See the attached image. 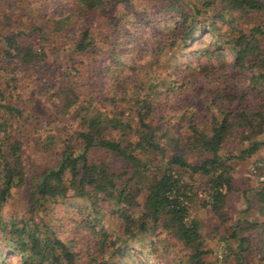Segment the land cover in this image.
I'll use <instances>...</instances> for the list:
<instances>
[{"label":"trees","instance_id":"1","mask_svg":"<svg viewBox=\"0 0 264 264\" xmlns=\"http://www.w3.org/2000/svg\"><path fill=\"white\" fill-rule=\"evenodd\" d=\"M7 1L9 8L15 3ZM66 2L64 14H51L45 0L41 23L33 20L27 27L10 29L0 49V63L10 65V81L22 72L51 76L64 60L55 107L63 117L81 120L60 146L55 138H47L39 151L50 159L29 166L28 144L14 133L15 125L29 116L12 98L16 88L10 91V101L0 89V264H14L7 253L19 255L21 264H128L122 258L141 252L128 243L147 238L153 251L167 239L181 244L185 253L178 264H217L208 259L212 250L193 207L203 194L201 206L213 212L218 227L227 223L228 197L240 191L231 160L264 146L258 138L264 133V0H204L202 8L192 0H147L146 8H131L134 0ZM120 7L124 10L117 14ZM159 15L169 18L164 33L149 36L146 45L135 44L137 52L128 59H136L131 70L142 69L143 75L126 81L121 92L116 88L108 104L98 102V90L87 87L98 84L88 82L73 65L82 77L72 78L69 62L76 55L92 59L90 78L101 71L98 55L103 64L111 60L108 71L124 68L127 59L120 51L127 40L136 41V27ZM206 33L212 34L208 42ZM70 42V52L62 55ZM179 45L190 49L186 62L178 58ZM226 49L233 54L231 62ZM148 53L152 57L145 56ZM239 74L250 75V86L237 83ZM196 76L217 81L191 88L197 96L204 95L200 109L185 111L186 130L172 133L155 116L156 108L164 94L189 90V84L198 82L192 80ZM201 111L205 115L200 121ZM245 142L248 146L242 147ZM14 188L25 192L26 208L5 218L2 209ZM248 190H242L246 210L255 209L256 215L230 227L236 248L229 246L226 257H234L236 264L264 260V180L250 191L252 198ZM67 200H73L68 205L77 209L78 223L90 231L93 251L82 254L75 249L73 239L62 238L49 217L52 205ZM103 203L108 204L107 213ZM106 215L116 230L102 224Z\"/></svg>","mask_w":264,"mask_h":264},{"label":"rangeland","instance_id":"2","mask_svg":"<svg viewBox=\"0 0 264 264\" xmlns=\"http://www.w3.org/2000/svg\"><path fill=\"white\" fill-rule=\"evenodd\" d=\"M48 10L51 14H61L67 9L66 0H48ZM198 3L199 7L202 8V2L204 0H192ZM7 0H0V49L6 46L5 35L10 34V29H18L27 27L30 25V21H35L41 23L42 17L41 14L44 12L40 9L45 4V0H15L14 5L9 8ZM148 6L147 0H134V5L131 8H146ZM130 8V7H129ZM8 11V18L5 19L4 12ZM124 10L123 7L118 9V13H121ZM11 15V16H10ZM11 18V26H10ZM168 16L159 15L157 19L147 20L146 23L140 24L137 28V40L130 41L127 40L126 45L120 51L122 58L127 59V65L124 68L107 70V63L110 64L111 60L108 59L106 64L100 61L101 55L96 56L99 58L98 64L101 69L100 73L97 76L90 78L91 71H89V62H92V59L86 58L82 55H76L75 61L69 62V66L73 65L77 68L82 75H85L88 78V82L97 83L99 87H94L95 85L89 84L88 89L98 91L95 93L99 103L108 104L110 102L111 95L114 93L116 88L118 92H121V89L126 87L125 82L130 84V82L135 81L143 75V70L136 68L131 70L133 66H136V62L130 61L131 58H134L135 44L143 43L146 45L148 42L149 36L158 35L160 32H163L164 25L168 21ZM99 27V25H97ZM96 28L95 31H99V28ZM109 33L113 32V28L107 29ZM16 31V30H15ZM76 28H73L70 33L71 35L75 34ZM145 37V40L143 39ZM102 38L99 36V39ZM212 34L206 33L204 40L208 42L211 40ZM156 41V39H153ZM71 42L67 44V50L63 49L61 51L62 55H65L67 52H70ZM134 47V50L133 48ZM147 48V46H146ZM176 52H179L178 58L181 62H186L189 60L190 49L188 47L180 46L177 47ZM229 62L233 59V54L226 49L225 50ZM103 56V54H102ZM148 58L152 55L145 54ZM54 56H50L52 60ZM65 61L68 62L69 57H64ZM130 59V60H128ZM151 60V59H150ZM59 61V67L55 68L51 76L38 77L34 72L29 73H19L17 74L16 81H10V65L4 67L5 64L0 63V89L6 95V100L10 101V91H14V96L12 97L20 107L25 111V114L29 117L27 119H21L17 125H15L14 133L19 134L24 141L27 142L25 147L26 159L30 166L31 163L38 162L44 163L50 159L49 154L42 153L39 151V148L44 146L47 138H55L59 143L64 138L70 136L73 131L80 126V118L73 117V115H68L63 117L55 107L57 103V89L56 86L61 79V70L59 68L64 67L66 63ZM71 66L70 72L72 73V78L75 81L81 79L82 76L77 74V70ZM114 66V63H112ZM5 68V69H3ZM106 69V70H105ZM229 71H232V64L229 63ZM104 71V72H103ZM107 71L109 73H107ZM192 80L198 82L189 84V90L182 89L183 91H174L168 94H164L163 98L158 104L157 112L155 116L158 119H161L163 122L164 128H169L172 133L180 130L184 132L186 130V121L182 119V115L185 111L194 110L199 111V105L202 103L200 98L204 95H196V91L192 87L205 85L210 87L217 81L216 78H204L202 76L194 77ZM237 83L241 87L250 86V75L249 74H239L237 76ZM185 90V91H184ZM87 99V97H84ZM194 103V104H193ZM55 122H50V120L55 119ZM205 112L200 113L197 119L200 121L203 119ZM9 118V117H8ZM10 120V118H9ZM8 120V122H10ZM175 127V128H173ZM259 140L264 141V133L261 134ZM248 142H245L242 147H247ZM59 148V147H57ZM54 150V149H53ZM100 156L103 158H108L109 160L114 159L113 156L106 154L105 152H100ZM233 166V177L235 185L240 188V191H235L231 193L228 197L227 210L230 215V220L218 227L219 221L215 219L213 212L209 208H204L201 206L205 196L200 194V198L195 205L193 210V216H197L202 221V233L205 236L207 248L212 250V253L209 254L208 259L218 262L217 264H236L234 257L227 258L229 246L236 248V241L232 238H229L230 227L238 222V220L248 219L252 220L256 215V210H246L247 209V200L244 197L245 193L242 191L243 187L247 186L249 188L248 194L253 189L260 187L264 177L263 174L264 168V146L257 152H254L250 155H247L243 158H234L231 160ZM188 177V175H187ZM252 198V195H250ZM25 200L26 194L20 188L13 189V195L5 204L2 209V214L5 218H10L14 213L22 214L25 210ZM73 200H67L65 202H59L55 205H52L51 219L55 222L58 231L62 238H71L75 245V249L81 251L82 254H85L87 251H93L92 246V235L88 229L81 227V224L78 223L80 216L77 214V209L75 207H70L68 204L72 203ZM74 204V203H72ZM104 212H108V204L103 203ZM78 216L75 218V216ZM218 223V224H217ZM102 224L107 228L116 230L117 225L112 221L110 216L106 215L102 219ZM132 247L141 252H135L132 256H126L123 261H127L128 264H178L180 257L183 256L185 250L183 246L177 243L173 239H167L164 241L161 246H159L158 251H153L150 247L149 238L145 240H131L129 243ZM134 248L131 249L134 250ZM6 259L12 261L14 264H21L19 255L7 253ZM116 260V258H114ZM84 262V260H81ZM122 261H118V263ZM254 264H264V260H255Z\"/></svg>","mask_w":264,"mask_h":264}]
</instances>
